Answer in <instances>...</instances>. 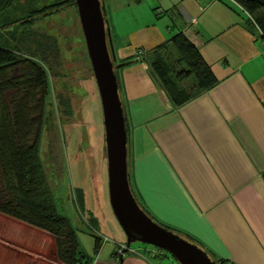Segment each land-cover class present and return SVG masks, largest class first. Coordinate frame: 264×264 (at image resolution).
Segmentation results:
<instances>
[{"label":"crops","instance_id":"0c3cea01","mask_svg":"<svg viewBox=\"0 0 264 264\" xmlns=\"http://www.w3.org/2000/svg\"><path fill=\"white\" fill-rule=\"evenodd\" d=\"M102 2L115 63L127 61L118 81L128 105L133 195L150 215L211 256L264 264V42L257 26L229 0ZM177 33L198 48L218 82L173 107L147 61L174 55L170 42ZM0 219L30 236L10 238L0 230V264H48L39 251L46 237L39 242L33 230L38 228L6 215ZM150 258L126 250L114 262L104 252L90 264H154Z\"/></svg>","mask_w":264,"mask_h":264},{"label":"rangeland","instance_id":"374dc122","mask_svg":"<svg viewBox=\"0 0 264 264\" xmlns=\"http://www.w3.org/2000/svg\"><path fill=\"white\" fill-rule=\"evenodd\" d=\"M61 1L67 0H3L0 3L4 7L0 11V26L18 20L29 10L48 6L51 8L50 5ZM29 29L36 34L35 39L38 41L39 38L45 41L41 35L53 39L57 53L56 57L50 53L47 63L42 64L48 90L39 144V157L48 177L55 209L70 220L76 231L79 248L86 257L96 259L104 252L113 255L120 249V245L116 246L113 241L124 240L125 235L108 202L101 107L75 4L64 3L57 10L49 11L34 20ZM23 36V30L14 23L0 29V43L8 47H16ZM31 47L33 51L38 46L34 43ZM165 56L172 60L173 54L166 53ZM33 59L39 60L36 56ZM121 100L123 109L128 110L124 95ZM17 227L9 226L8 222L0 219L1 232L4 231L10 238H30L27 230ZM171 229L182 232L172 227ZM33 230L38 232L39 242L46 237L47 245L39 249L45 255L43 261L62 264L56 258L53 243L51 245V235L47 232L46 235L41 229ZM94 232L108 237L106 243L103 242L98 249L94 248ZM41 233L45 235L40 236ZM129 248L150 256L154 264H178L163 249L160 250L165 253V257L159 258L161 251L150 244L133 241Z\"/></svg>","mask_w":264,"mask_h":264},{"label":"trees","instance_id":"16d2710c","mask_svg":"<svg viewBox=\"0 0 264 264\" xmlns=\"http://www.w3.org/2000/svg\"><path fill=\"white\" fill-rule=\"evenodd\" d=\"M232 1L249 15L264 40V0ZM64 3L74 4L73 0H67L54 3L51 8L29 10L18 20L0 26V29L6 28L14 23L24 34L14 48L0 44V214L51 235L56 258L62 264H90L93 259L80 250L70 220L55 209L48 177L39 157L48 90L42 64L47 63L50 53L54 57L57 53L54 40L44 35H41L44 42L40 38L36 40V34L29 29V25L49 11L64 6ZM3 8L0 6V11ZM34 43L38 47L32 51L31 44ZM170 43L175 51L172 60L167 56H154L147 62L169 103L177 107L215 85L218 79L198 48L184 35L175 34ZM33 56L39 60L35 61ZM92 234L94 248L98 249L107 239L103 240L99 233ZM178 234L203 248L195 239ZM203 250L216 264H231Z\"/></svg>","mask_w":264,"mask_h":264},{"label":"water","instance_id":"95a60500","mask_svg":"<svg viewBox=\"0 0 264 264\" xmlns=\"http://www.w3.org/2000/svg\"><path fill=\"white\" fill-rule=\"evenodd\" d=\"M97 88L104 133L108 202L125 235L124 249L138 241L168 252L178 264H216L203 248L155 221L138 203L127 177V127L118 70L102 0H73Z\"/></svg>","mask_w":264,"mask_h":264},{"label":"built area","instance_id":"2783aa9c","mask_svg":"<svg viewBox=\"0 0 264 264\" xmlns=\"http://www.w3.org/2000/svg\"><path fill=\"white\" fill-rule=\"evenodd\" d=\"M229 1L233 2L232 0H229ZM263 42H264V40H263ZM106 239H107L106 237H103V240H106ZM124 247H125V245H124V244H121V245H120V249H117V251H116V253H115V255H114V262H117V261H118L119 257H120V256L122 255V253H123V249H124ZM118 248H119V247H118ZM127 251L135 252L134 250L130 249L129 247L127 248ZM151 255H153V254H151Z\"/></svg>","mask_w":264,"mask_h":264},{"label":"bare ground","instance_id":"6f19581e","mask_svg":"<svg viewBox=\"0 0 264 264\" xmlns=\"http://www.w3.org/2000/svg\"><path fill=\"white\" fill-rule=\"evenodd\" d=\"M105 18V17H104ZM115 64V61L113 62ZM123 66V65H122Z\"/></svg>","mask_w":264,"mask_h":264}]
</instances>
